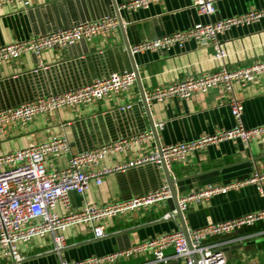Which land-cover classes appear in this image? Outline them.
Returning <instances> with one entry per match:
<instances>
[{
	"label": "crops",
	"instance_id": "1",
	"mask_svg": "<svg viewBox=\"0 0 264 264\" xmlns=\"http://www.w3.org/2000/svg\"><path fill=\"white\" fill-rule=\"evenodd\" d=\"M117 9L115 8V4ZM127 0H25L0 3V45L33 35L67 28L74 24L115 15L121 26L110 34L80 39L65 48H49L39 56L23 53L19 58L0 64V108L18 105L47 94H59L91 83L111 73L132 70L129 45L182 30L197 22H207L264 7V0H213L214 12L200 14L192 0H162L145 8L125 9ZM226 55L214 58L217 47L188 42L181 50H157L132 55L139 81L124 93H110L95 102L60 108L51 114H37L27 125L12 124L0 133V153L39 143L53 136L65 135L72 151L81 152L97 145L155 129L159 145L187 142L219 129H230L235 121L229 97L222 88L194 92L187 99L170 97L152 101L148 111L141 102V92L212 72L221 66L229 69L264 60V18L258 22L233 27L218 36ZM46 66V67H44ZM233 95L242 100L246 127L264 124V73L244 87L234 86ZM127 105H130L127 107ZM152 125V127H151ZM155 138L123 152L104 157L100 166H113L156 149ZM66 157L47 162L61 167ZM178 198L195 193L208 185H225L264 173V139L243 144L239 139L208 144L186 154L169 165ZM167 187L162 165L148 163L117 171L100 184L91 182L83 195L69 193L71 209L86 204H105L144 195ZM264 208V180L231 188L209 198L191 199L183 220L174 216L166 200L138 207L102 221L104 236H93L91 226L79 224L63 231L65 247L56 252L50 236L35 237L18 243L20 260L0 258V264H57L63 259H83L127 248L169 231L192 230L209 223L228 220ZM54 210L63 213L57 205ZM171 213H173L171 215ZM166 214H170L167 216ZM259 223L242 231L256 230ZM148 255L138 254L115 264H142ZM225 264L264 262V237L224 248ZM170 264H181L171 260Z\"/></svg>",
	"mask_w": 264,
	"mask_h": 264
},
{
	"label": "built area",
	"instance_id": "2",
	"mask_svg": "<svg viewBox=\"0 0 264 264\" xmlns=\"http://www.w3.org/2000/svg\"><path fill=\"white\" fill-rule=\"evenodd\" d=\"M159 1L162 0H127L120 7L135 10ZM16 2L25 0H0V3ZM192 5L202 15H210L215 10L213 0H192ZM262 18L264 7L213 21L197 22L188 28L129 45V51L134 55L157 50H181L188 42L194 41L199 45L210 44L217 47L214 58L221 60L226 52L217 45L218 36L233 27L251 25ZM118 25L117 17L110 15L3 44L0 45V64L17 59L23 53L29 52L39 56L49 48H65L80 39L90 41L96 36L110 34ZM262 73L264 60L235 69L221 66L212 72L176 80L144 93L148 105L152 101H163L170 97L187 99L197 91L206 92L213 88H222L230 95V111L235 124L230 129H219L191 141L160 145L150 153L120 164L100 166L99 162L111 153L123 152L135 145L151 141L153 132L119 138L81 152H73L67 136L58 135L27 147L0 153V258L20 260L22 256L18 243H28L35 237L50 236L53 250L60 252L65 247L63 231L79 224L90 225L93 236L100 238L105 234L102 224L104 219L170 197L169 189L161 187L125 200L101 205L86 204L79 210L71 209L70 192L83 195L91 182L100 184L108 174L148 163H164L169 167L174 161L184 158L187 153L223 140L239 139L247 145L253 139H264V124L246 127L242 117V100L233 95L234 86L244 87L256 81ZM135 81L136 72L124 70L96 78L91 83L73 90L47 94L15 106L0 108V133L12 124L27 125L37 114H51L60 108L89 104L112 92L124 93ZM160 126L161 123H157L154 128ZM58 156L66 157L63 166L46 165ZM262 180L264 173H255L242 181L208 185L198 192L179 197L178 205L184 210L191 199L209 198L214 194L225 193L231 188ZM57 205L63 208V213L54 210ZM259 223L263 224L262 228L242 231ZM187 237L182 230L169 231L103 255L70 260L59 257L57 264H115L138 254L148 255L142 264H163L171 260L181 264H194L193 256H196L197 264H225V247L264 237V208L187 230Z\"/></svg>",
	"mask_w": 264,
	"mask_h": 264
},
{
	"label": "water",
	"instance_id": "3",
	"mask_svg": "<svg viewBox=\"0 0 264 264\" xmlns=\"http://www.w3.org/2000/svg\"><path fill=\"white\" fill-rule=\"evenodd\" d=\"M113 3L115 4L114 1H113ZM115 8L117 9V5L116 4H115ZM116 17H117V19L119 21V25L121 26V19H120V15H119L118 10L116 12ZM126 47H127L128 52H130L129 51V44L127 42H126ZM131 58H132L131 59V67H132V70L136 72V81L138 82L139 81V77H138V74H137L136 66H135V64L133 62L132 55H131ZM141 102L143 103L144 108L146 109V111H148V105H147V103L145 101L143 91L141 92ZM151 127H152V125H151ZM152 132H153V136L155 138L156 147L159 148L160 145L156 141V133H155V129L153 127H152ZM162 168L164 170V173H165V176H166V180H167L168 189H169V192H170V197H168L166 199V201L169 204L170 210L173 211L174 216L176 218H179L182 221L183 220V212H182V210L180 209V207L178 205V196H177V193H176V191L174 189V180H173V178H171L170 173L168 171V168H167V166L164 163H162ZM182 231L185 233V235L187 237V228L183 224H182ZM193 260H194V264H197L196 256H193ZM163 264H170V263L168 262V263H163Z\"/></svg>",
	"mask_w": 264,
	"mask_h": 264
},
{
	"label": "trees",
	"instance_id": "4",
	"mask_svg": "<svg viewBox=\"0 0 264 264\" xmlns=\"http://www.w3.org/2000/svg\"><path fill=\"white\" fill-rule=\"evenodd\" d=\"M262 227H263V224H262ZM262 227H261V228H262Z\"/></svg>",
	"mask_w": 264,
	"mask_h": 264
}]
</instances>
